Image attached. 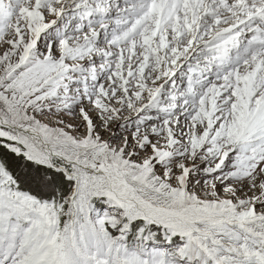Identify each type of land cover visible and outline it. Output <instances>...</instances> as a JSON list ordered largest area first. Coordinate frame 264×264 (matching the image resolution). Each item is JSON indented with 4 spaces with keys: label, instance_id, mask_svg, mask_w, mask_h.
<instances>
[{
    "label": "snow or ice",
    "instance_id": "6c2138e0",
    "mask_svg": "<svg viewBox=\"0 0 264 264\" xmlns=\"http://www.w3.org/2000/svg\"><path fill=\"white\" fill-rule=\"evenodd\" d=\"M0 264H264V0H0Z\"/></svg>",
    "mask_w": 264,
    "mask_h": 264
}]
</instances>
